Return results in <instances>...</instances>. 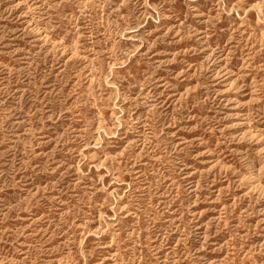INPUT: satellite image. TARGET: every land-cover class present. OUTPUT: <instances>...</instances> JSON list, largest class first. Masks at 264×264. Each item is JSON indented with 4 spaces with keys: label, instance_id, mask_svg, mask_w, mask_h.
Masks as SVG:
<instances>
[{
    "label": "rangeland",
    "instance_id": "obj_1",
    "mask_svg": "<svg viewBox=\"0 0 264 264\" xmlns=\"http://www.w3.org/2000/svg\"><path fill=\"white\" fill-rule=\"evenodd\" d=\"M0 264H264V0H0Z\"/></svg>",
    "mask_w": 264,
    "mask_h": 264
}]
</instances>
